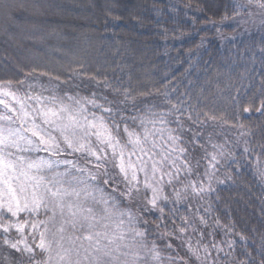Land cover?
Returning <instances> with one entry per match:
<instances>
[{
  "label": "trees",
  "instance_id": "16d2710c",
  "mask_svg": "<svg viewBox=\"0 0 264 264\" xmlns=\"http://www.w3.org/2000/svg\"><path fill=\"white\" fill-rule=\"evenodd\" d=\"M244 2L214 0L209 10L205 0H51L53 13L43 18V23L46 32L54 30L53 35L43 40L39 35L33 40L22 39L24 27L35 19L28 14L17 16L21 27L14 38L0 31V82L19 85L23 81L55 88L61 96L67 92L77 99H94L103 107L85 106L109 124L104 109L120 108L123 111L116 113L117 120L120 115L136 117L135 122H122L121 128L127 123L137 132L141 131V119L156 118L151 113L167 111L173 105L180 109L167 117V127L177 129L174 121L179 116L183 131L172 133L182 137L176 160L181 171L171 185L164 183L169 201L159 204L165 212L163 223L159 209L143 213L140 207L150 192L141 189L133 194L131 203L121 204L148 220L149 246L155 241L165 264H169V256L177 255L188 264H197L189 259V245L201 257L207 245L209 259H217L218 264H259L264 259L259 250L260 233L264 232V179L256 171L257 155L264 167L260 151L264 145V29L258 26L259 16L255 23L221 22L225 12L231 17L233 6ZM126 91L130 93L127 99ZM205 112L218 119L208 120ZM197 113L201 115L193 124ZM181 147L187 149L186 154L179 152ZM246 147L254 149V154L245 153ZM206 152L208 159L204 158ZM211 154L219 161L215 169L209 168ZM183 161L192 167L191 174ZM108 168L110 174L118 171L111 165ZM206 169L212 173L211 191L203 175ZM190 181H195L197 188L203 181L204 192L194 193ZM120 188L123 191L124 185ZM176 192L181 196L178 202ZM171 209L177 211L169 218ZM180 216H187L192 224L183 234L178 231L185 226ZM201 216L206 225L201 224ZM168 232L175 235L160 236ZM241 235L248 239L242 240ZM28 236L30 245L35 246L32 235ZM169 243L172 249L166 247ZM245 250L251 252V258L244 255ZM0 264L29 261L26 254L4 246L0 237Z\"/></svg>",
  "mask_w": 264,
  "mask_h": 264
},
{
  "label": "snow or ice",
  "instance_id": "6c2138e0",
  "mask_svg": "<svg viewBox=\"0 0 264 264\" xmlns=\"http://www.w3.org/2000/svg\"><path fill=\"white\" fill-rule=\"evenodd\" d=\"M205 3L211 10L214 0H205ZM252 8L259 11L254 13L250 11ZM53 10L51 0H0V31L14 38L15 30L21 27L17 16L28 14L35 19L24 27L22 39L33 40L39 35V39L43 40L46 35L54 34V30L46 32L43 23V18L52 14ZM197 10L204 11L203 8ZM256 16L260 17L258 26L264 29V0H246L235 4L232 16L229 17L225 12L221 22L232 19L238 24H247L249 21L255 23ZM55 79L59 81V77ZM20 83L23 84V81ZM12 87L11 81L0 82V106L3 108L0 112L2 244L17 253L26 254L29 264H162L157 244L152 241L149 246L148 243V220L140 213L133 214L130 208H122L121 204L124 201L131 203L133 194H139L141 189L145 193L150 192V196L144 195L145 203L140 207L143 213L159 209L163 223L165 212L159 204L163 202L167 205L169 201V197L164 194V178L167 176V184L171 185L181 171L173 153L177 151L175 145L182 137L172 133L183 131L179 116L174 121L177 129L167 127L170 123L167 117L173 110L179 112L180 109L173 105L167 111L162 109L159 113H151L156 118L141 119V131L137 132L135 129L130 130L127 123L121 128L122 122L128 119L135 122L136 117L120 115L117 120L116 113L123 111L120 108L104 109L111 121L109 124L105 122L104 116L88 111L86 104L94 108L103 107L94 99H77L67 92L61 96L56 94L55 88L50 96L31 93L21 96L11 91ZM124 95L127 99L130 93L126 91ZM13 102L16 106H13ZM200 115L196 114L197 120H192L191 115L188 119L195 124ZM203 115L208 120L218 119L208 112ZM157 124L161 127H157ZM165 130L168 132L166 139ZM260 151L264 154V145H261ZM179 152L186 154L187 149L181 147ZM244 152L254 154L255 150L246 147ZM209 155L206 152L204 158L208 159ZM80 159L85 161L84 165L80 164ZM218 163L216 155L211 154L209 168L215 169ZM261 163L257 155L256 171L264 179ZM183 164L191 174L192 167L187 165V161H183ZM108 165L118 171L110 174ZM61 166L63 171L60 170ZM196 167H199V160L196 161ZM203 175L208 179V190L211 191L212 173L206 169ZM117 177H120L119 182ZM189 183L194 193L204 192L203 181H200L199 188L195 181ZM120 184L124 185L123 191ZM175 195L178 202L180 193L176 192ZM176 211L171 209L169 218ZM21 214L28 219L20 221ZM41 214L44 219H39ZM179 218L185 225L178 228L179 233L183 234L192 224L187 216ZM200 222L207 224L202 216ZM141 223L143 228L139 227ZM26 226L31 229L35 246L28 245L24 240L13 242L8 237L12 229L23 236ZM159 226L156 225L157 228ZM165 235L172 236L175 233H160L161 237ZM240 238L245 241L248 239L243 235ZM260 241V254L264 256V232L260 233ZM20 244H24V247L21 248ZM166 247L172 249L171 243ZM229 247H232L231 243ZM212 248H216V245L212 244ZM187 250L189 259H194L197 264H218L217 259H209L211 253L207 245L204 246L203 257L190 245ZM244 255L251 258V252L247 250ZM168 260L169 264H188L187 259L178 255L169 256ZM237 264H251V261H237ZM259 264H264V259Z\"/></svg>",
  "mask_w": 264,
  "mask_h": 264
},
{
  "label": "rangeland",
  "instance_id": "374dc122",
  "mask_svg": "<svg viewBox=\"0 0 264 264\" xmlns=\"http://www.w3.org/2000/svg\"><path fill=\"white\" fill-rule=\"evenodd\" d=\"M12 85H13V87L10 90L13 91V92H16L18 95H21V96H23L24 94H27V93H31V94H35V95H42V96H50V95L53 94V89H54V88H51V87H42V86H39V85L34 84V83H23V84H19V85L18 84H12ZM29 85H31L32 87L29 88ZM55 92H56V90H55ZM56 94H57V92H56ZM65 102L68 103L69 101L65 100ZM13 106H16L14 104V102H13ZM86 107H87L89 112H92V109L90 107H88V106H86ZM2 111H3V108H2V106H0V112H2ZM167 136H168V133L165 131L164 132L165 139L167 138ZM169 143H171V142H169ZM175 147L177 148V144L175 145ZM177 150H178V148H177ZM177 153H178L177 151L175 153H173V156L176 157V158H177ZM39 155H45V154L44 153H39ZM65 158L72 159L73 157H65ZM80 164L84 165L85 161L83 159H80ZM89 167H91V166L89 165ZM60 170L63 171V166H61ZM141 179H142V174H141ZM167 180H168V177L165 176L164 183ZM164 183H163V187H164ZM19 219H20V221H24L25 219H28V217L26 215H24V214H21ZM39 219H44V216L41 214L39 216ZM14 220H15V218H13V221ZM29 234H31V229H30L29 226H26L25 227V231L23 233V236L20 233H18L15 229H12L8 235H9V239L12 240L13 242H16V241H19V240H24L25 243L30 245V242H29V239H28V237H29L28 235ZM37 240H38V238H37ZM20 247L23 248L24 244H20ZM162 264H165L164 258H162Z\"/></svg>",
  "mask_w": 264,
  "mask_h": 264
}]
</instances>
